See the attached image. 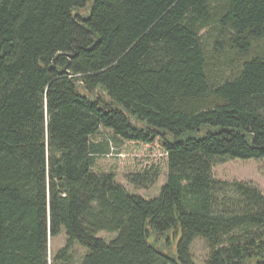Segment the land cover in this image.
I'll return each mask as SVG.
<instances>
[{
    "label": "trees",
    "instance_id": "obj_1",
    "mask_svg": "<svg viewBox=\"0 0 264 264\" xmlns=\"http://www.w3.org/2000/svg\"><path fill=\"white\" fill-rule=\"evenodd\" d=\"M262 38L264 0H0V264H69L76 242L80 264H196V238L202 264H264V195L213 175L236 158L264 163ZM219 57L233 66L224 78ZM101 128L161 140L157 197L93 171ZM168 232L176 258L148 242Z\"/></svg>",
    "mask_w": 264,
    "mask_h": 264
},
{
    "label": "rangeland",
    "instance_id": "obj_2",
    "mask_svg": "<svg viewBox=\"0 0 264 264\" xmlns=\"http://www.w3.org/2000/svg\"><path fill=\"white\" fill-rule=\"evenodd\" d=\"M85 14L84 11L81 12ZM208 48L211 41L207 42ZM256 54L264 55V38L255 46ZM217 77L224 78L231 73L233 66L227 57H219L215 65ZM94 142H107L108 152L96 157L93 171L97 173H114L116 182L122 184L131 194L139 195L145 199L157 197L161 186L166 182L167 158L161 140H156L153 144L136 143L132 141L115 142L111 139L107 130L101 128L99 133L92 137ZM155 173L156 183L147 188H139L129 183L127 176L133 174ZM213 175L215 178L226 181H243L256 186L264 195V163L259 159H232L214 166ZM116 233L98 232L97 237L105 239L107 242L113 239ZM65 232L50 238L49 253L53 256L66 243ZM148 242L169 258H176L177 238L172 232H168L155 241V236L151 235ZM196 264H202L208 254L205 241L196 238L190 246ZM73 258L69 264H80L82 257L87 253V249L79 243H74Z\"/></svg>",
    "mask_w": 264,
    "mask_h": 264
}]
</instances>
